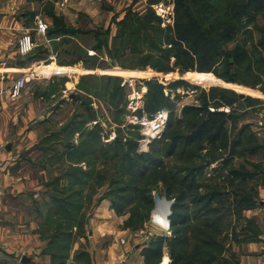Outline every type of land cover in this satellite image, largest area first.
I'll return each mask as SVG.
<instances>
[{
	"label": "rangeland",
	"instance_id": "1",
	"mask_svg": "<svg viewBox=\"0 0 264 264\" xmlns=\"http://www.w3.org/2000/svg\"><path fill=\"white\" fill-rule=\"evenodd\" d=\"M70 1L66 5L65 0H39V2L35 0L38 4L34 5L36 30L39 23L45 27L42 36L48 35L49 30L54 26L55 19H60L63 25L74 29L77 27L81 31L66 35L54 43L55 45L52 44L53 55L50 56L52 60H46L48 63L57 65L52 67L56 73L68 76L59 78L55 75L48 78L45 75L39 76L37 73H24L15 76L12 80L15 82L18 78H24L25 85L20 93L24 92L30 97L34 93L35 99L45 92L39 104L43 111L41 113L43 121L38 123L41 142L43 137L51 135L53 131L74 118L70 133L64 134L63 137H56L55 142H62L60 145H55L53 150L56 153H63V145L67 143L72 145L78 143V146L84 147L85 141L97 134L101 143L108 144L106 146L108 150L105 151L108 155L105 158L102 157L94 162L90 160L89 163L81 162L82 160L70 163L90 171L85 181L81 182V195L85 200L82 210L85 218H94L96 222L90 225L88 220L84 234L86 233L89 238H91L89 234L91 231L110 234L119 225V229L128 232L126 235L129 241L119 238L117 243L123 246L122 251L128 247L127 252L139 255V264H183V261L173 262L170 254L180 250L185 251L184 257L189 253L190 255L197 253L199 248L197 234L193 235V231L189 232L183 236L184 243L177 244L178 239L173 234L174 229L170 228L171 209L167 212L169 216L165 217L169 225L167 229H164L151 219L155 205L150 211L149 208L139 206L138 198L132 192L129 201L118 205L122 214H117L110 201L102 196L108 186L97 181V174H101L99 175L101 178L105 176L103 170L110 167L112 162L110 159L115 150L124 152L130 144H132L131 151L134 155L148 154L158 161L144 173L143 177H140L142 180L139 181L140 186L145 188L151 186L152 197L154 194L165 197L166 186L170 183L166 181L163 189H161V183L156 187L152 181L153 174L158 172L165 174L168 170L184 168L186 178L182 187L185 189L187 198L182 202V208L192 220L190 225L193 226L197 224V217L207 215V207L203 204L197 205V196L205 193L199 187L204 184L203 181L207 180L209 183L218 176L227 174L231 169L244 172H250L256 168L264 170L262 166L264 165V149L256 154L244 152L253 146V143L245 141L249 133L256 138V133H259L258 136L264 133L256 127L260 119L264 120V90L250 89L241 83L229 82L227 79L234 77L232 70L226 66L221 67L218 63L213 64V62H221L224 56H229L231 60L232 53L235 51L234 46L239 41L245 40L246 49L250 50L249 46L251 42L257 40V34L252 40L244 39L241 34H236L231 40L224 41L220 45L223 55L217 60L211 54V50L204 56H201L202 52L197 53V46L200 43L197 45L196 39H190L188 31L179 35L191 25H186L185 22L179 24L174 22L177 0H90L87 3L80 1V5L76 4L75 0ZM179 1L190 8L189 0ZM210 1L216 5L220 4L222 9L225 8L223 0ZM73 3L76 5L73 6ZM129 12L135 14L138 24L152 20L149 26H152L153 30L137 34L135 25H130L123 30L125 26H122L121 22L128 23L131 17ZM65 19L75 27L67 24ZM158 19L160 24H157ZM256 21L258 25L263 24L261 16H258ZM123 31L126 32L125 36H121ZM129 32H132L131 37L128 36ZM24 36L30 38L29 35ZM21 39L22 37L17 41V47ZM127 40L131 41L136 50L127 49ZM173 41H179L180 44L189 42L193 45L190 51L191 70L182 72L179 66L173 67L174 70L169 72H158L151 65L143 69L138 68L141 56L146 53L154 55L148 63L162 62L158 50L168 49L167 43ZM33 47L32 44L28 53ZM40 50L36 55L43 57L45 54ZM172 62L173 59L170 60V68ZM59 66L71 67L72 70L63 73L57 70L63 68ZM215 71L221 75L220 78L214 74ZM200 74H210L221 83L199 81ZM84 76L91 78L86 79ZM151 85L161 86L166 100V105L157 111L151 109L149 98H147ZM227 85L249 89L256 94L238 92ZM220 90L233 91L236 96L222 93ZM240 95L244 98L240 99ZM213 112H220L221 116L214 120L210 129L198 137L208 113ZM158 113L162 114L161 118H156ZM152 120L160 125L159 128L150 129L149 123L153 122ZM241 129H243L244 142L235 148L236 156L232 157L228 164H223L222 160L228 159L231 145L238 138ZM216 133L217 139L213 140ZM262 136L264 138V135ZM259 141L264 142V139ZM51 142L46 145H51ZM116 142L118 144H115ZM89 146L84 148L92 152L98 148L93 143ZM173 146H175L174 150H172ZM219 148L221 150H218ZM35 151L38 154L41 152L38 147ZM90 163L92 165L89 167ZM62 183L66 184V181ZM126 184V181L122 183V185ZM153 186L155 188H152ZM178 188L179 186H174V189L178 190ZM97 194L109 202V208L113 212L111 215H95V209L91 207ZM259 201L258 197L257 202ZM221 204L228 206V201L223 199ZM220 215L222 221L219 231L220 237L223 236L220 239L221 249L212 247L208 251L218 257V262L214 264H236L238 253L241 252L239 249V251L236 250L240 245H232L228 240L231 227L229 222L232 219L224 212H220ZM128 217L137 224L136 228L123 227ZM122 219L123 223L118 224ZM106 237L107 235L103 239ZM103 239H99L97 244L100 245ZM150 248H152L151 251L146 253V250ZM231 252H234V256ZM124 255L126 254H121V259L114 264H127L123 259ZM22 257L29 258L27 254H21L18 258L20 264Z\"/></svg>",
	"mask_w": 264,
	"mask_h": 264
},
{
	"label": "trees",
	"instance_id": "2",
	"mask_svg": "<svg viewBox=\"0 0 264 264\" xmlns=\"http://www.w3.org/2000/svg\"><path fill=\"white\" fill-rule=\"evenodd\" d=\"M223 2L225 3V8L222 9L220 4H213L210 0H189L190 8H188L186 4L183 5L181 1L177 0V6L174 10V22L177 24L185 22L186 25H191L186 30L184 29L180 32L179 35H183L188 31L189 38L196 39L197 45L200 43L197 46V53L202 52L201 56H204L211 50L213 57L219 60L223 55V50L220 47L221 43L231 40L236 34H241L247 40L254 39L255 34H257V40L251 42L249 46L250 50L246 49L245 40L239 41L234 46L235 51L233 50L234 54L232 53L231 60L229 56H224L221 62L217 61L213 62V64L218 63L219 66H226L232 70L234 77H229L227 79L229 82H238L250 89L263 91L264 0H223ZM129 16L131 17L128 23H124L125 21L121 22L122 26H125L123 30H126L130 25H135L134 29L137 34L148 33L153 30L152 26H149L152 20L144 21L145 23L139 22L138 24L135 14L129 12ZM258 16H261L263 20L262 25L257 24L256 19ZM157 22V24H160L159 19ZM79 32H81L79 28L74 29L68 25H63L60 19H55L54 26L49 30L47 37L50 39L60 38L61 40L66 35L77 34ZM125 35L126 32L123 31L121 36ZM128 36L131 37L132 32H129ZM127 45V49L130 51L136 50L131 41L127 40ZM167 46H169L168 49L158 50L160 54L159 58L163 60L162 62L148 63L151 58H154V55L153 53H146L141 56L142 59L138 64V68L143 69L145 66L151 65L158 72H169L174 70L173 67L177 66L180 67L182 72L192 69L190 51L193 45L189 44V42L180 44L179 41H173L168 42ZM40 51L45 53L46 50ZM171 59H173V62L170 68ZM214 74L218 78L221 77L216 71ZM85 78L89 79L91 77L87 76ZM201 80L210 83H221L219 80L212 78L210 74H200L199 81ZM148 84L150 85V83ZM227 86L238 92H252V94H256V92L249 89L233 85ZM220 91L235 95L233 91ZM118 95L120 96V94ZM147 98H149V105L153 111H157L166 105L161 86L151 85L147 92ZM219 116H221L220 112L208 113L205 125L197 136H202L203 133L210 129L214 120ZM73 121L74 118H71L66 124L53 131L51 135L43 137L42 142L40 140L36 146L41 150L40 165L43 168L57 172L55 176H51L44 183L48 201L42 204L41 211L38 210V213L44 218L39 233L41 238L47 243L44 253L49 256L51 264H66L70 256L72 244L81 235H84L86 220L82 208L84 207L85 200H83L81 195V182L85 181L90 171L86 170V168L73 166L70 163L76 160H82L81 162L84 163H89L90 160L94 162L108 155L105 152L108 150L106 149L108 148L106 147L108 144L101 143L98 134L89 137L84 144V147L89 146L91 143L98 146L93 152L92 150H86L80 145L78 146V143L76 145L67 143L62 144L64 148L63 153H56L53 150L55 145L62 143L61 141L55 142L56 137H63L64 134L70 133ZM217 136V133L214 134L213 140L217 139ZM242 137L243 129L238 133V138L233 141L228 159L222 160L223 164H228V161L236 156L235 148H238L244 142ZM50 141H52L51 145L47 146L46 144ZM245 141L253 143V146L248 151L244 150L246 153L256 154L259 150L264 149V142L259 141L252 133L247 135ZM115 144H118V142ZM131 147L132 144L128 145L124 152L115 150L110 159L112 160L110 167L103 170L105 176L101 178L99 177L101 174H97V181L100 184L103 182V184L108 186L102 196L110 201L111 206L119 215L122 214V210L119 209L118 205L127 200L129 201L131 192L137 196L140 203L139 206L149 208V211L154 206V200L151 196V186L148 188L140 186L139 181L142 180L140 177H143L144 173L158 161L152 155H134ZM174 148L175 146H173L172 150ZM218 150L221 149L219 148ZM88 156L90 157L88 158ZM91 165L92 163L88 166L90 167ZM200 170L202 169L200 168ZM184 178H186L184 168H180V170H168L165 174L158 172L153 174L152 178L156 187L159 183L162 184L161 189L164 188L163 185H165L166 181L170 182L166 186L164 194L167 200H173L170 206L172 212L170 228L174 229L173 234L177 236V244H183V236L189 232L193 231V235L197 234V247H199L197 248V253L191 255L189 253L184 257V250L173 251L170 254L173 262L183 261V264H214L218 262V257L210 253L208 249L212 247L221 249L220 239L223 236L220 237L221 233L219 231L222 221L220 212L228 214L232 219L229 222L231 227L228 239L232 245L259 241L260 230L258 224L254 219L244 217L243 212L258 206L257 188L259 185L264 186L263 169L256 168L250 172L231 169L227 174L218 176L217 179L209 183L207 180L203 181L204 184L199 187L205 193L197 196V205L203 204V206L207 207V215L197 217V224L195 223L193 226L190 225V221L192 220L182 208V202L187 198L185 189L182 187V184H185ZM63 181H66V184L62 183ZM125 181L127 184L122 185ZM175 185L179 186L178 190L174 189ZM155 186L152 188H155ZM102 196L101 198H103ZM223 199L228 201V206L221 204ZM136 225L128 217L124 221L123 227L134 229ZM151 249H147L146 253L150 252ZM233 253L231 252L232 256H234ZM72 259L83 264L88 263V256L84 251H76ZM236 264H238V261Z\"/></svg>",
	"mask_w": 264,
	"mask_h": 264
},
{
	"label": "crops",
	"instance_id": "3",
	"mask_svg": "<svg viewBox=\"0 0 264 264\" xmlns=\"http://www.w3.org/2000/svg\"><path fill=\"white\" fill-rule=\"evenodd\" d=\"M65 1L68 5L70 0ZM80 1L87 3L90 0H75L79 5ZM37 2L0 0V243L2 246L0 264H20L18 258L21 254H27L30 259L29 264H51L49 256L44 253L47 243L39 233L44 218L38 210L41 211L42 204L48 201L44 183L49 175L55 176L57 172L43 168L39 163L41 153L35 151L41 139L38 123L43 121V117L41 118L43 111L39 104L45 92L37 96L38 99H35L34 93L32 97L24 92L15 97L11 96L14 83L12 79L17 75L37 73L48 78L55 75L59 78L68 76L56 73L52 67L57 65L46 61L52 60L50 57L53 55L52 44L60 39H50L37 32L34 11ZM24 35L30 36L34 46L28 54H20L17 47V41ZM38 49L46 50L43 57L36 55ZM57 70L66 73L67 70L72 69L63 67ZM256 135L259 140L264 139L262 138L264 133L260 136L259 133ZM257 191L260 200L257 202L258 206L244 211L243 215L248 219H254L258 224L259 241L244 243L236 248L241 252L238 253L239 264H264V188L259 185ZM94 199L91 209H95L96 216L113 213L109 208V202L101 198L100 194ZM85 220V230L88 220L90 225L96 222L91 217H86ZM123 221L122 219L118 224H122ZM118 226L110 234L91 231L89 233L91 238L86 233L81 235L72 244L66 264H83L72 259L76 251H84L87 254L86 264H114L121 259L123 253L126 254L123 259L127 264H139V255L127 252L128 247L122 251L123 246L117 243L119 238L129 241L126 235L128 232L119 229ZM106 235L107 237L103 239ZM99 239H103L100 245L97 244Z\"/></svg>",
	"mask_w": 264,
	"mask_h": 264
},
{
	"label": "built area",
	"instance_id": "4",
	"mask_svg": "<svg viewBox=\"0 0 264 264\" xmlns=\"http://www.w3.org/2000/svg\"><path fill=\"white\" fill-rule=\"evenodd\" d=\"M37 30L39 33L42 34L45 30V27L43 25H41V23H39ZM31 46H32V44H31L30 38L28 36H24V37H22V39L19 42L18 51L20 54H27L30 51ZM24 85H25V79L24 78H18V80H16L12 86L11 96L15 97V96L19 95L20 91L24 88ZM161 117H162L161 113H158L156 116V118H161ZM152 123H153L152 128L150 126L151 130H155V129L159 128L160 125H158L154 121L149 123V124L151 125ZM256 127H258V129L260 131L261 130L264 131V120L260 119V121L256 124ZM152 214H154V212ZM151 219L156 223V225L161 226V224L159 222L155 221V218H153V215H152ZM168 225H169V222H167L166 226H164L165 227L164 229H167Z\"/></svg>",
	"mask_w": 264,
	"mask_h": 264
},
{
	"label": "water",
	"instance_id": "5",
	"mask_svg": "<svg viewBox=\"0 0 264 264\" xmlns=\"http://www.w3.org/2000/svg\"><path fill=\"white\" fill-rule=\"evenodd\" d=\"M240 99H243V95L239 96ZM7 149H9V146H7ZM154 200V211L160 209V210H166V213L169 212L170 206L173 203V200H167L165 197H160L158 194H154L153 196ZM169 222V221H168ZM30 262L29 258L22 257L21 258V264H28Z\"/></svg>",
	"mask_w": 264,
	"mask_h": 264
},
{
	"label": "bare ground",
	"instance_id": "6",
	"mask_svg": "<svg viewBox=\"0 0 264 264\" xmlns=\"http://www.w3.org/2000/svg\"><path fill=\"white\" fill-rule=\"evenodd\" d=\"M150 126L152 127L153 123ZM167 216L168 215L166 213V210H160V209L156 210L153 214V218H155V221L159 222L163 228H165L164 226H166L167 224V218H165ZM163 262L164 263L166 262V258L164 259Z\"/></svg>",
	"mask_w": 264,
	"mask_h": 264
}]
</instances>
